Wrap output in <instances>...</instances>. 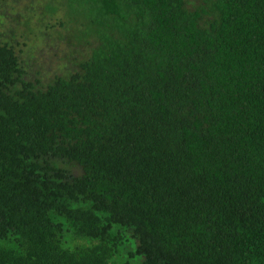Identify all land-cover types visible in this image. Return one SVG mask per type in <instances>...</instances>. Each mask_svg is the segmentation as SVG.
<instances>
[{
	"label": "trees",
	"instance_id": "trees-1",
	"mask_svg": "<svg viewBox=\"0 0 264 264\" xmlns=\"http://www.w3.org/2000/svg\"><path fill=\"white\" fill-rule=\"evenodd\" d=\"M55 1L74 72L0 43V264H264V0Z\"/></svg>",
	"mask_w": 264,
	"mask_h": 264
},
{
	"label": "rangeland",
	"instance_id": "rangeland-1",
	"mask_svg": "<svg viewBox=\"0 0 264 264\" xmlns=\"http://www.w3.org/2000/svg\"><path fill=\"white\" fill-rule=\"evenodd\" d=\"M55 0H0V43L11 44L27 79L47 85L68 75L86 54L84 43L74 39L63 7ZM58 7L54 14L46 6ZM0 244L11 246L0 239Z\"/></svg>",
	"mask_w": 264,
	"mask_h": 264
}]
</instances>
